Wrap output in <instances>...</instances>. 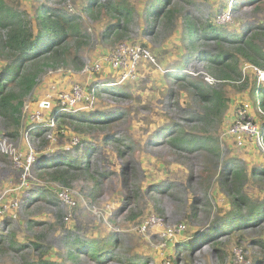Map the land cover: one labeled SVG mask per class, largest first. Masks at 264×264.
I'll return each instance as SVG.
<instances>
[{
	"label": "rangeland",
	"instance_id": "rangeland-1",
	"mask_svg": "<svg viewBox=\"0 0 264 264\" xmlns=\"http://www.w3.org/2000/svg\"><path fill=\"white\" fill-rule=\"evenodd\" d=\"M21 1L25 4L22 9L46 3L78 15L81 30L88 38L79 47L70 42V52L60 65L43 68L38 85L26 99L17 138L7 135L0 118V231H15L20 241L16 247L21 243L30 245L29 239L37 236L44 245L39 252L30 246L19 253L0 252V264H22L21 257L30 261L49 259L58 264H237V250L242 256L241 264H264V222L243 226L240 232L215 235L211 241L198 240L224 221L221 212L229 209L231 193L221 184V175L231 164L246 171L243 192L264 204V175L253 173L264 169L260 134L264 114L252 95L255 84L264 86V70L239 56V74L216 77L210 73L202 53L231 51V38L219 42L198 40L194 51L188 39H180L185 34L186 18L210 20L230 37H248L255 27L257 31L264 30V8H255L247 0H177L183 2V9L167 21L150 14L154 0H128L132 18L126 35L115 39L105 33L111 16L101 11L95 18L82 11L85 0ZM124 41L148 47L153 60L140 62L122 83L117 82L119 71L106 62L100 71L84 70ZM257 42L264 50V32L257 35ZM5 62L0 56V66ZM176 65L220 91L225 107L210 124L187 122L198 105L186 85L170 77V72L178 69ZM95 80L114 84L92 93ZM75 84L93 96L96 104L90 113L118 112L122 116L100 129L65 125L58 134V121H52V112L46 111L50 108L42 109L41 102L50 95V101L56 104V94ZM115 88L129 96L114 94ZM240 111L244 122L256 126V131L249 132L251 135H244L242 145L236 144L229 133L241 118ZM173 124L192 136L213 135L220 155L214 159L206 152L186 153L160 144L162 139L157 136L161 129ZM39 125L48 129L32 136L28 129ZM105 136L110 140H104ZM86 146L93 149L87 156L83 152ZM66 152L89 162L98 180L96 187L80 171L67 172L62 182L52 180L51 174H42L47 171L40 170L42 159L57 158ZM47 189L56 197L52 202L37 197L38 191ZM31 198L35 200L28 202ZM191 206L196 213L199 211L197 217L192 215ZM6 220L11 221L9 225ZM78 239H111L108 258L97 262L80 250L75 251L74 258L67 257L66 242ZM190 239L198 241L195 248L177 250V241Z\"/></svg>",
	"mask_w": 264,
	"mask_h": 264
},
{
	"label": "trees",
	"instance_id": "trees-1",
	"mask_svg": "<svg viewBox=\"0 0 264 264\" xmlns=\"http://www.w3.org/2000/svg\"><path fill=\"white\" fill-rule=\"evenodd\" d=\"M186 2H189L186 1ZM254 3L255 8H264V0H247ZM182 4V5H181ZM25 4L21 0L14 3H8L6 0H0V56L6 61L0 66V118L4 121L7 128V135L15 139L20 134L21 114L25 106L26 99L38 85V77L43 68L60 65L66 60V54L70 52L68 44L73 42L77 47L87 42L88 35L81 30V24L78 22L79 16L67 14L58 7H51L48 4H35L31 10L21 8ZM183 9V2H172V0H154L150 6V14L163 20H171L178 16ZM82 11L97 18L101 11L108 13L111 18L106 25L105 33L115 39H120L127 33V25L130 23L133 8L130 7L128 0H85L82 5ZM197 25V26H196ZM264 29V27H261ZM185 34L183 32L181 40L188 39L191 51H194L198 40L214 39L217 42L226 38H231L229 43L232 46L230 50H220L217 54L204 55V60L210 73L216 77L231 78L232 75L239 74L238 62L239 56L251 65L264 70V50L257 42V35L264 32L257 31V27L252 29L249 36L228 35L225 30L220 29L210 20L204 22L192 21L186 18ZM176 71L170 72V77L177 83L186 85L190 96L195 100L198 109L188 118L190 124H210L214 115H217L224 107L225 100L214 86L199 76H191L184 72L179 65H176ZM104 86V85H103ZM114 94L127 97V92H121L115 88ZM98 91V90H97ZM253 100L264 114V86L255 84L252 87ZM257 95V99L256 96ZM91 110V109H90ZM90 110H79L74 113H63L51 108L53 119L58 124L59 130L65 125L74 128H94L104 127L112 121L119 119L122 113H106L103 111L89 112ZM261 140L264 143V116L261 121ZM48 127L44 125L34 126L28 129L32 136H37ZM158 134V133H157ZM156 134V135H157ZM155 135V136H156ZM161 137V143L168 145L186 153L206 152V156L217 158L220 155V148L213 135L204 133L203 135L192 136L186 132L182 126L173 124L161 129L158 134ZM110 136L104 137V140H110ZM236 142V141H235ZM237 144V143H236ZM78 148V147H77ZM92 147L83 148L84 155L92 152ZM82 152V153H83ZM41 169L47 170L42 174H51L52 180L65 181L67 172L80 171L82 174L90 177L93 186L96 187L98 180L93 175L89 162L82 158H76L67 152L57 158L42 159L40 161ZM63 169H56V168ZM54 171H51V170ZM254 174L264 175V169L253 170ZM221 184L229 189L230 201L229 209L221 212L224 215V221L220 226H215L208 233L199 236L198 240L208 239L222 233H233L241 231L243 226H256L264 222V204L254 200L252 196L243 192L246 171L244 167L231 164L229 169L222 173ZM51 189L38 191L37 197L49 198L52 202L56 197L52 196ZM31 198L28 200L34 201ZM192 215L197 217L193 206H191ZM7 225L10 220L5 221ZM24 240H27L26 238ZM19 238L15 231L4 233L0 231V252L7 251L20 252L23 248L29 246L36 252L44 248L40 237L29 239V244L21 243L17 246ZM20 242V241H19ZM111 239L103 241L78 239L77 241H67V257L74 258L76 250L87 254L97 262H102L109 256L107 250ZM190 239L188 241H177L176 248L179 251H191L197 245ZM260 241H257L259 243ZM4 244H8L4 246ZM42 255H46L43 252ZM22 264H58L54 260L35 259L30 261L21 257ZM176 262V259H173Z\"/></svg>",
	"mask_w": 264,
	"mask_h": 264
},
{
	"label": "built area",
	"instance_id": "built-area-1",
	"mask_svg": "<svg viewBox=\"0 0 264 264\" xmlns=\"http://www.w3.org/2000/svg\"><path fill=\"white\" fill-rule=\"evenodd\" d=\"M153 60V56L148 47L143 46L139 43H129V42H120L107 56L96 61L91 65H86L85 71H100L106 62L113 70H117L120 73V78L117 81L122 83L127 78L131 77L136 71L138 65L142 61ZM263 72L259 70V73ZM113 81L106 82H94L91 85V92L93 93L97 90V87L103 85H113ZM57 103L53 104L50 101V95H48L47 100L41 102L42 109L46 108H57L63 113H74L79 110H89L92 105L96 104L93 100V96L90 97L87 90L79 84L71 86L68 90L60 91L56 94ZM46 107V108H44ZM49 110V109H48ZM241 118L235 121L232 127L229 129V133L235 137V141L238 145H242L244 141V135H251L252 131H256V126H251L250 122L243 121L242 111L239 112ZM61 193V192H60ZM62 194H66L65 191H62ZM158 218V217H155ZM161 220L160 218H158ZM150 218L148 219V221ZM236 263H242V256L240 251H236Z\"/></svg>",
	"mask_w": 264,
	"mask_h": 264
},
{
	"label": "clouds",
	"instance_id": "clouds-1",
	"mask_svg": "<svg viewBox=\"0 0 264 264\" xmlns=\"http://www.w3.org/2000/svg\"><path fill=\"white\" fill-rule=\"evenodd\" d=\"M97 81H98V80H95L94 82H97ZM104 82H106V81H104ZM104 82H103V83H104ZM100 87H101V86H100ZM100 87L98 86L97 89L100 88ZM96 91H97V90H96ZM54 109L57 110V111H59L57 108H54ZM90 109H91V108H90ZM90 109H89V110H90ZM60 112H61V111H60ZM53 120H54V119H53V117H52V121H53Z\"/></svg>",
	"mask_w": 264,
	"mask_h": 264
}]
</instances>
